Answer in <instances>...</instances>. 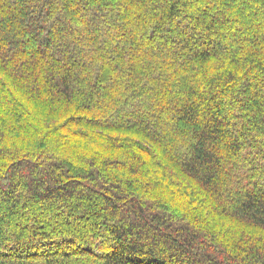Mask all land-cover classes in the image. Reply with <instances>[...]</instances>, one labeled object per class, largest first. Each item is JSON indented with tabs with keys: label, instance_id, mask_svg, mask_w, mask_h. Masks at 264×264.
<instances>
[{
	"label": "trees",
	"instance_id": "16d2710c",
	"mask_svg": "<svg viewBox=\"0 0 264 264\" xmlns=\"http://www.w3.org/2000/svg\"><path fill=\"white\" fill-rule=\"evenodd\" d=\"M0 264H264V0H0Z\"/></svg>",
	"mask_w": 264,
	"mask_h": 264
}]
</instances>
